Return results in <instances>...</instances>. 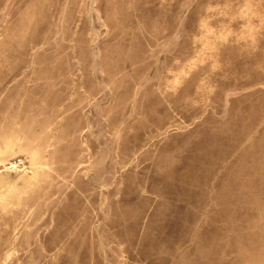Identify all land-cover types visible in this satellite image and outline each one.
<instances>
[{"label": "rangeland", "instance_id": "1", "mask_svg": "<svg viewBox=\"0 0 264 264\" xmlns=\"http://www.w3.org/2000/svg\"><path fill=\"white\" fill-rule=\"evenodd\" d=\"M0 264H264V0H0Z\"/></svg>", "mask_w": 264, "mask_h": 264}]
</instances>
